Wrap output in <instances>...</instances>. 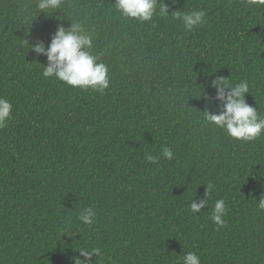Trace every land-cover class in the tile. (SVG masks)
<instances>
[{
    "label": "trees",
    "instance_id": "16d2710c",
    "mask_svg": "<svg viewBox=\"0 0 264 264\" xmlns=\"http://www.w3.org/2000/svg\"><path fill=\"white\" fill-rule=\"evenodd\" d=\"M113 4L64 0L46 16L35 0H0V97L13 106L0 128V264H74L94 247L93 264H182L189 251L201 264H264V133L231 138L204 118L219 102L199 96L214 95L216 76L247 80L246 103L264 113V7L159 0L140 22ZM163 4L204 10L206 23L188 32ZM69 19L108 66L103 92L45 78L46 57L28 46H47ZM164 146L171 160H145ZM209 183L208 205L191 212ZM220 198L223 226L211 220ZM86 207L91 225L78 219Z\"/></svg>",
    "mask_w": 264,
    "mask_h": 264
},
{
    "label": "clouds",
    "instance_id": "9594fccd",
    "mask_svg": "<svg viewBox=\"0 0 264 264\" xmlns=\"http://www.w3.org/2000/svg\"><path fill=\"white\" fill-rule=\"evenodd\" d=\"M63 2L64 0H35V9L38 10L37 14L44 12L46 16H51L55 10L61 8ZM158 3L159 0H114L113 7L125 19L144 22L151 21L157 14ZM247 3L264 7V0H247ZM26 11L27 9H21V14ZM158 13L162 17L171 14L172 18L180 21L188 32L206 23L204 10H176L169 13L167 6L163 4L159 6ZM69 20L71 21L69 27L57 26L47 46L42 41L31 46L28 42L27 44L34 53L46 57L47 64L44 65L42 73L45 78L55 77L73 87L78 86L83 90L91 88L103 92L109 87L108 66L92 52L93 35L83 22L76 19ZM210 87L215 89L214 95H208L202 89L199 95H203L207 103L219 102L215 105L216 111L209 112L207 109L204 111V118L209 124L224 130L231 138L242 141L251 142L264 133V113L258 112L257 107L250 106L245 100V93L250 92L247 80L231 83L227 77L219 75L211 79ZM12 107L10 101L0 97V128H3L10 119ZM161 156L171 160L173 158L171 148L162 147L158 155L145 152L144 158L157 165ZM213 189L214 185L209 183L206 186L204 199H200L198 203L192 199L189 205L190 211L199 213L207 206ZM257 207L260 211H264V196L257 199ZM225 215L227 210L224 199H216L212 207L211 220L217 226H223ZM95 217L94 209L86 207L80 211L78 219L84 224L91 225ZM77 250L83 258L72 257L74 264H93L91 259L93 255L95 254L96 258L101 255V250L95 247L90 250L85 248ZM182 264H201L200 257L195 252H186L182 257Z\"/></svg>",
    "mask_w": 264,
    "mask_h": 264
}]
</instances>
